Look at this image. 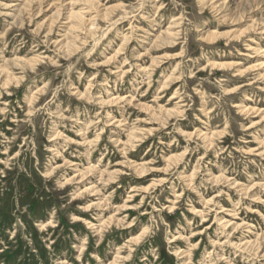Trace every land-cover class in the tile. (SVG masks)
<instances>
[{"label":"rangeland","instance_id":"rangeland-1","mask_svg":"<svg viewBox=\"0 0 264 264\" xmlns=\"http://www.w3.org/2000/svg\"><path fill=\"white\" fill-rule=\"evenodd\" d=\"M0 264H264V0H0Z\"/></svg>","mask_w":264,"mask_h":264},{"label":"bare ground","instance_id":"bare-ground-1","mask_svg":"<svg viewBox=\"0 0 264 264\" xmlns=\"http://www.w3.org/2000/svg\"><path fill=\"white\" fill-rule=\"evenodd\" d=\"M32 6H33V5H32ZM174 23H175V22H174ZM174 23H173V24H174ZM175 25H176V24H175ZM172 26H173V25H172ZM169 32H171V30H170ZM168 34H169V33H168ZM210 36H211V35H210ZM169 37H170V35H168V38H169ZM214 37H216V35H215ZM214 37H213V38H214ZM210 39H211V38H210ZM208 40H209V39H208ZM213 40H216V39H213ZM213 40H212V41H213ZM163 41H167V39L165 38V39H163ZM169 41H170V40H169ZM211 65H212V64H211ZM220 65H221V64H220ZM222 66H226V64H225V65H222ZM228 67H229V66H228ZM116 98H117V97H116ZM114 101H115V100H114ZM90 170H91V169H90Z\"/></svg>","mask_w":264,"mask_h":264}]
</instances>
